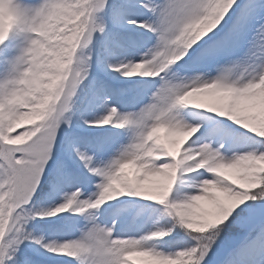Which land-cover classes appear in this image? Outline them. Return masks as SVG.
<instances>
[{"label": "snow or ice", "instance_id": "obj_1", "mask_svg": "<svg viewBox=\"0 0 264 264\" xmlns=\"http://www.w3.org/2000/svg\"><path fill=\"white\" fill-rule=\"evenodd\" d=\"M0 264H264V0H0Z\"/></svg>", "mask_w": 264, "mask_h": 264}, {"label": "rangeland", "instance_id": "obj_2", "mask_svg": "<svg viewBox=\"0 0 264 264\" xmlns=\"http://www.w3.org/2000/svg\"><path fill=\"white\" fill-rule=\"evenodd\" d=\"M29 126L27 123H25L24 125H22L21 127H27ZM20 129H17V131H19ZM161 135H163V133H161ZM134 260H136L137 262L143 260L144 258H139V257H136V258H133Z\"/></svg>", "mask_w": 264, "mask_h": 264}]
</instances>
